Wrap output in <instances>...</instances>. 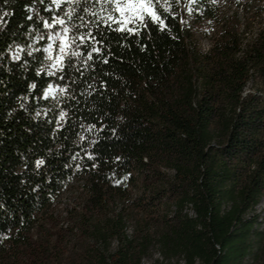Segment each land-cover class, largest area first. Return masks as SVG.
Instances as JSON below:
<instances>
[{"label":"trees","instance_id":"16d2710c","mask_svg":"<svg viewBox=\"0 0 264 264\" xmlns=\"http://www.w3.org/2000/svg\"><path fill=\"white\" fill-rule=\"evenodd\" d=\"M222 6L0 0V264H264V0ZM57 16L102 43L52 69Z\"/></svg>","mask_w":264,"mask_h":264},{"label":"snow or ice","instance_id":"6c2138e0","mask_svg":"<svg viewBox=\"0 0 264 264\" xmlns=\"http://www.w3.org/2000/svg\"><path fill=\"white\" fill-rule=\"evenodd\" d=\"M62 0H53V3L60 6ZM65 2L71 4L80 5L82 0H65ZM84 3H88L89 0H83ZM165 4H168V0H163ZM95 3H99L105 7H102V11L106 12V16H98V23L103 22L107 27L113 31L119 32H132L133 29L128 28L129 23L138 24L139 26L146 27L148 22L159 23L163 25V20L157 14L156 8L160 5L161 0H95ZM85 13H89L90 9L85 7L83 9ZM76 12L75 8H71L65 15L68 20L71 21L73 14ZM92 15H97V13L92 12ZM83 22V17H80ZM53 24L60 25L61 31L55 33V35L49 34L48 38L56 41L59 40V52L63 55H57L54 62L50 65V68H62L64 56L68 54V49L73 45L79 47L80 45H90V44H100L102 40H97L96 36L92 34L91 31L86 33H80L79 35H69L73 31V28L83 26L73 24L71 27L66 26L67 21L59 16L54 17L52 23L45 21L46 28H52ZM116 24V28H112V25ZM79 41V44L77 43ZM52 49V44H49L45 51H50ZM100 49L93 47L92 52H99ZM71 56H80L77 51H72ZM49 60L53 58L48 57ZM88 60L92 59V53H88ZM107 61L105 60V63ZM63 78V77H61ZM35 87V85H33ZM51 89V86H49ZM63 91V89H62ZM48 93H45L47 95ZM38 164H43V161H38Z\"/></svg>","mask_w":264,"mask_h":264},{"label":"rangeland","instance_id":"374dc122","mask_svg":"<svg viewBox=\"0 0 264 264\" xmlns=\"http://www.w3.org/2000/svg\"><path fill=\"white\" fill-rule=\"evenodd\" d=\"M234 1L235 0H223V11L228 13L230 12L233 8H234ZM243 1H256V0H243ZM201 45L203 47H207L208 46V41L205 38H201ZM258 211L261 209H264V199L262 200L261 204L258 206ZM159 258L157 253H154L153 257L151 259H145L144 260V264H153V261L155 259Z\"/></svg>","mask_w":264,"mask_h":264},{"label":"bare ground","instance_id":"6f19581e","mask_svg":"<svg viewBox=\"0 0 264 264\" xmlns=\"http://www.w3.org/2000/svg\"><path fill=\"white\" fill-rule=\"evenodd\" d=\"M142 264H144V261H142Z\"/></svg>","mask_w":264,"mask_h":264}]
</instances>
